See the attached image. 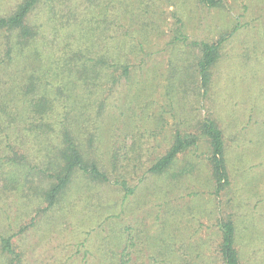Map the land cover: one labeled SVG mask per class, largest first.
<instances>
[{
    "label": "rangeland",
    "instance_id": "1",
    "mask_svg": "<svg viewBox=\"0 0 264 264\" xmlns=\"http://www.w3.org/2000/svg\"><path fill=\"white\" fill-rule=\"evenodd\" d=\"M19 1L0 0V15ZM224 1L222 8H208L196 0H105L85 12L88 27L100 25L106 43H139L149 57L143 70L117 87L98 122L93 149L109 181L78 173L63 198L47 210L40 204L38 215L37 207L2 196L0 230L8 234V225L15 232L27 224L13 238L25 264H96L107 248L121 251L129 237L130 264H222L215 251L217 222L228 216L242 261L264 264V0ZM66 14L70 23L81 20ZM177 25L197 41H215L238 25L206 95L190 89L200 53L173 42ZM204 116L215 120L225 143L229 183L219 193L207 139L197 128ZM176 131L195 135L196 146L179 153L164 174L148 172ZM29 173L24 165L0 163V185L19 192Z\"/></svg>",
    "mask_w": 264,
    "mask_h": 264
},
{
    "label": "trees",
    "instance_id": "2",
    "mask_svg": "<svg viewBox=\"0 0 264 264\" xmlns=\"http://www.w3.org/2000/svg\"><path fill=\"white\" fill-rule=\"evenodd\" d=\"M104 2L20 0L8 14L0 15V163L24 165L30 172L19 192L0 185V203L7 195L25 208L37 207L38 215L40 204H46L43 210H47L63 198L78 173L98 183L110 180L106 165L93 149L98 122L117 87L143 70L149 56L142 44L123 39L106 43L100 25L88 27L91 20L85 12L101 8ZM196 2L208 8L225 6L224 0ZM66 13L80 15L81 20L70 23ZM234 30L215 41H197L189 40L180 25L175 27L173 42L196 47L200 53L194 64L197 80L191 75L189 82L192 91L206 95L211 90L214 68ZM187 86L184 83L185 91ZM174 87L172 81L170 88ZM197 128L207 139V160L219 193L229 183L222 130L209 116L199 120ZM196 144L195 135L176 131L169 148L148 172L164 174L179 153ZM118 164L114 154V171ZM115 182L132 192L125 179ZM34 219L35 215L29 224ZM19 226L12 232L8 225V234L7 229L0 230V264H25L13 238L27 224ZM217 227L220 237L215 251L221 263L245 264L232 218L219 219ZM133 245L131 237L126 238L121 251L107 248L105 262L102 259L96 264H130Z\"/></svg>",
    "mask_w": 264,
    "mask_h": 264
}]
</instances>
